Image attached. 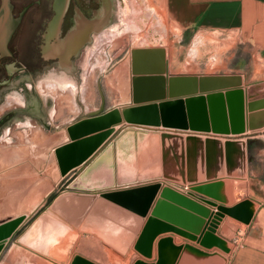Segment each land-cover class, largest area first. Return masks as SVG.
Returning <instances> with one entry per match:
<instances>
[{"label":"crops","instance_id":"0c3cea01","mask_svg":"<svg viewBox=\"0 0 264 264\" xmlns=\"http://www.w3.org/2000/svg\"><path fill=\"white\" fill-rule=\"evenodd\" d=\"M143 2L146 4H141L140 12L145 14L139 17L137 9L132 6L135 11L132 10L131 18H137L140 25L144 22L143 17L152 18L154 26L147 22L141 29V36L129 41L125 54L116 59L104 51V63L108 67L104 71L103 88L104 92L114 95L110 104L104 106L102 103L103 111L133 104L131 49L159 48L163 50V70L134 76L139 80L138 91L143 97L151 99L162 93L165 99L167 79L172 76H237L239 85L214 91L223 94L230 88L241 90L244 131L238 135L194 131L201 140L212 138L215 142L207 148L208 159L212 161L206 164L205 151L201 146L197 150L199 158L193 166L191 159L187 158L192 154V147L184 141L187 132L192 131L115 126L114 133L105 143L64 176L67 181L59 190L57 184L63 177L57 171L58 177L43 194L40 206L50 192L55 191L56 194L37 215L41 224L45 220L44 227H28L23 233L16 231L0 252V264H264V66H259L264 62V0ZM131 27H134L132 21L131 24L125 23V33L122 34H127ZM167 28L176 32L167 34ZM214 32L234 36L236 45L233 50L239 49L249 55L247 68H240L239 61L230 71H194L191 62H180L179 54L183 48L180 44L185 43L184 50L186 54L188 52L184 59L192 60L198 56L195 49L191 52L195 43L199 44L197 37ZM109 34L104 33V38ZM150 37L157 43L147 44L142 40ZM102 38L99 36L95 44ZM118 40H115L116 47L120 46ZM54 90L58 96V87ZM194 96L205 97V92ZM181 98L184 99L183 96ZM76 103L73 101L76 114L69 116L66 115L69 109L63 102L58 112L62 115V123L54 127L64 137L53 147L68 141L65 133L67 124L87 116L100 105L99 102L94 108H80ZM82 109L85 111L80 115ZM51 110L47 125L54 107ZM66 116L69 121H64ZM225 116L228 122L227 114ZM165 131L178 132L181 136L178 148L183 157L182 164L175 161L177 148L172 142L164 140L161 147L160 136ZM227 138L235 145L224 152L223 143ZM180 174L184 180L188 176L195 178L196 183H219L214 191L223 202L216 203L230 207L245 202L243 207L249 218L242 222L224 214L217 221L214 235L223 241L225 250L217 246L203 247L198 242L197 233L179 228L187 234L172 230L160 232L153 238L148 255H142L134 249V244L151 210L160 200L163 186L186 196L190 192L196 197L206 198L190 190L186 193L177 190V186L187 185L189 188L193 184L177 182L174 177ZM207 174L212 176L206 178ZM192 199L212 213L211 207L195 197ZM163 201L198 218L169 200ZM31 237H35L34 243Z\"/></svg>","mask_w":264,"mask_h":264},{"label":"water","instance_id":"95a60500","mask_svg":"<svg viewBox=\"0 0 264 264\" xmlns=\"http://www.w3.org/2000/svg\"><path fill=\"white\" fill-rule=\"evenodd\" d=\"M10 11L9 0H0V27L7 20ZM131 100L133 104L111 108L103 111L100 103L98 109L91 111L87 116L79 118L65 126L68 141L53 147V156L57 171L61 177L66 176L74 167L82 164L96 149H98L114 133L115 126H147L168 129L190 130L184 139L191 148V159L194 166L202 146L205 151V162L208 165L212 160L207 156V148L213 146L215 139L205 138L201 140L198 133L194 131H210L216 134L238 135L244 131L243 99L242 92L238 88L226 89L223 94L214 91L227 87L239 85V78L234 75L218 76H172L168 77V91L166 98L160 93L158 97H143L139 92V80L134 77L137 73H159L163 70L162 49H131ZM205 92V97L194 96L196 93ZM200 95V94H197ZM184 97L182 99L181 97ZM163 98V99H161ZM159 99V100H158ZM154 100V101H152ZM206 100V104H205ZM226 106V107H224ZM227 114V119L225 118ZM183 132V131H182ZM178 132L161 134V147L164 140H169L177 148L176 163L182 164V155L179 144L181 136ZM230 139L223 143L224 152L232 148ZM243 143L241 142V146ZM242 152V151H241ZM229 172V171H227ZM212 175L207 174L206 178ZM167 178V177H166ZM177 182L193 183L189 186L191 192L198 193L203 197H196L189 192V196L181 194L176 190L163 186L150 217L147 218L141 229L134 249L142 255H148L153 238L160 232L172 230L179 234H187L181 231L198 234V242L203 247L217 246L223 250V241L214 235L217 221L224 215H228L242 222L249 218L244 209L245 202H239L233 206L226 207L218 202L223 200L214 191L219 183L207 181L196 183L195 178L183 175L174 177ZM195 199L208 205L209 209L200 205ZM164 200L185 208L188 212L196 214L198 218L168 205ZM23 214L7 217L0 220V252L3 250L12 235L26 220ZM203 218L205 220L203 221ZM190 236V235H186ZM192 238V237H190Z\"/></svg>","mask_w":264,"mask_h":264},{"label":"rangeland","instance_id":"374dc122","mask_svg":"<svg viewBox=\"0 0 264 264\" xmlns=\"http://www.w3.org/2000/svg\"><path fill=\"white\" fill-rule=\"evenodd\" d=\"M143 1L108 0V2H105L109 4L110 22L107 27L93 36L91 43L85 45L80 51L78 76L71 78L66 76L68 71H64L66 75L47 77L46 80L37 77L38 81H35V89L40 95L41 101L45 102L46 99L42 94H48L52 99L49 100V110L52 111L51 109L54 107L47 128L42 127L28 117H23L22 120L7 123L0 127V220L21 214L26 216V220L17 232L22 231L23 233V230L28 227H34V229L44 227L45 220L41 224L39 216H37L39 212L34 216L33 214L37 210V206L38 208L41 207L43 194L49 189L54 179L58 177L52 149L54 144L64 137L61 131L57 132L54 127L62 123V115L58 112L63 102L69 109L66 114L69 116L75 115L77 111L73 101L77 102L76 104L80 108L82 106L94 108L99 102L103 103L104 106L110 104L111 97L114 94L109 91L104 92L103 88L104 71L108 67L106 62L104 63V51L106 50L110 57L116 59L121 54H125L129 41L132 42L141 36L143 32L141 29L147 22L153 25L152 18L148 20V17L146 19L143 17L144 22H141L142 25H140L137 18L133 19V16L131 18V15H133L132 10L134 12L137 9V13L140 14L139 17L145 14L140 12L141 4H146ZM96 3H100V1L96 0ZM132 6L135 10L132 9ZM131 21L134 27L129 28L127 34H122L125 33V23L131 24ZM154 31L156 32V29ZM166 31L167 34L170 31L172 33L176 32L168 28ZM104 33L110 34L107 38H104ZM99 36L103 38L101 42L95 44ZM117 39H119L117 43H120L118 47L115 44ZM197 39L199 44L195 43L191 52L195 49L198 56L192 60L191 58L184 59L188 56V52L185 53V43L180 44L183 46L179 54L180 62H185V60L191 62L193 65L192 70L230 71L234 69L239 61L241 62L240 68H247L249 55L239 49L233 50L232 47L236 45L233 35L214 32L199 36ZM142 40H145L144 42L147 44L157 43L153 41L152 37ZM142 40L140 39V41ZM259 66H264V62L262 61ZM55 87H58V91H56L58 96H55ZM9 90L3 94L1 93L0 96V117L9 109L17 108L22 104L23 97L20 91L12 88ZM83 111L85 109L81 110L80 115L84 114ZM63 119L69 121L68 116ZM66 181V177L61 178L57 184V188L59 187L57 190L61 189ZM31 238L34 243L35 237ZM51 264L56 263L51 262Z\"/></svg>","mask_w":264,"mask_h":264},{"label":"flooded vegetation","instance_id":"af4514ba","mask_svg":"<svg viewBox=\"0 0 264 264\" xmlns=\"http://www.w3.org/2000/svg\"><path fill=\"white\" fill-rule=\"evenodd\" d=\"M99 1L9 0V15L0 27V96L12 88L23 100L0 117V127L23 117L48 127L52 99L41 93L46 98L41 101L35 81L64 71L78 76L80 51L111 19L108 0Z\"/></svg>","mask_w":264,"mask_h":264},{"label":"trees","instance_id":"16d2710c","mask_svg":"<svg viewBox=\"0 0 264 264\" xmlns=\"http://www.w3.org/2000/svg\"><path fill=\"white\" fill-rule=\"evenodd\" d=\"M55 194H56V192L55 191H52V192H50L47 196H46V198H45V200H44V202H43V205L39 208V209H37L35 212H34V214H33V216L35 215V214H37L44 206H46L49 202H50V200L55 196Z\"/></svg>","mask_w":264,"mask_h":264},{"label":"built area","instance_id":"2783aa9c","mask_svg":"<svg viewBox=\"0 0 264 264\" xmlns=\"http://www.w3.org/2000/svg\"><path fill=\"white\" fill-rule=\"evenodd\" d=\"M176 188H177V190H179V191H181L183 193H186L189 190L187 185H180L179 187L177 186Z\"/></svg>","mask_w":264,"mask_h":264},{"label":"bare ground","instance_id":"6f19581e","mask_svg":"<svg viewBox=\"0 0 264 264\" xmlns=\"http://www.w3.org/2000/svg\"><path fill=\"white\" fill-rule=\"evenodd\" d=\"M62 1H63V0H55V2H56L57 4H59V3L61 4Z\"/></svg>","mask_w":264,"mask_h":264}]
</instances>
